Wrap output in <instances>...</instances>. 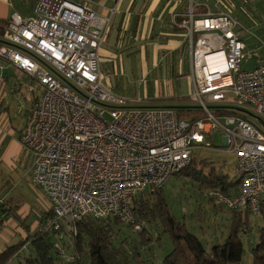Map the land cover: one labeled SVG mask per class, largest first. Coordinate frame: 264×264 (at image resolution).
<instances>
[{
    "label": "built area",
    "instance_id": "2783aa9c",
    "mask_svg": "<svg viewBox=\"0 0 264 264\" xmlns=\"http://www.w3.org/2000/svg\"><path fill=\"white\" fill-rule=\"evenodd\" d=\"M195 9L191 4L184 19L179 12L173 16L176 26L186 28L190 47L191 91L176 106L124 97L105 85L100 48L111 18L87 2L37 0L33 15L11 14L0 63L7 60L42 89L20 135L34 156L31 182L51 204L41 231L63 241L88 216L133 223L135 200L164 188L191 162L194 149H218L210 142L217 130L236 156L240 185L236 193L213 189L208 197L228 210L260 213L264 59L245 67L238 21ZM181 111L199 116L180 117ZM55 247L64 261H74L61 242Z\"/></svg>",
    "mask_w": 264,
    "mask_h": 264
},
{
    "label": "crops",
    "instance_id": "0c3cea01",
    "mask_svg": "<svg viewBox=\"0 0 264 264\" xmlns=\"http://www.w3.org/2000/svg\"><path fill=\"white\" fill-rule=\"evenodd\" d=\"M181 1L83 0L97 13L103 16H110L111 18L105 42L100 48L101 69L105 85L114 90L116 84H118L117 78L122 74L125 60L132 59L131 55L135 54L140 60L145 73L149 71L150 67H155L160 61L169 62L173 71L178 65V79L183 81L185 85L186 83L188 84V89H184L180 97L184 98L190 93L191 77L189 73H184L185 68H183V60L181 58L178 60L179 64L176 63L179 52L186 44L187 34L186 28L176 26L173 20L175 12L181 13L179 19H184L188 11L186 8L179 7L181 6ZM36 2L37 0H0V21L4 20L7 22L13 12H21L20 7L28 3L33 4L34 10ZM0 38L2 39V35ZM41 91L40 85L33 77L16 68L7 60H1L0 214L4 218V222L0 230L5 228L7 235L0 232V253L7 247L30 238L29 233L24 232V228L27 227L33 232H35L36 228L41 230L51 215V204L49 201L47 207L43 205L42 215L34 219L30 225L27 224L31 213L26 199L32 200L29 191H31L30 187L33 186L31 174L34 167V156L31 152L24 150L20 135L27 124L31 109L35 107L38 101ZM144 96L147 97L146 92H144ZM170 98L167 103L154 104L176 106L186 100H182L179 96L178 98ZM235 177L238 179L237 172ZM239 185L233 192L236 193L238 191ZM11 186L15 189L19 188L21 192L12 197ZM8 189L9 191L5 194ZM36 189L39 192L41 191L38 188ZM17 200L18 203H15ZM21 201L24 204L19 209ZM263 207L264 194L261 196V208ZM228 213L226 218H224L227 223L226 234H228L232 223V212L228 211ZM11 214L16 215L18 220ZM8 226L11 229L7 228ZM262 227H258L257 239H254V231L247 233L251 247L258 242L259 231ZM19 231L22 232L20 233L22 234V239L17 243L11 244L14 238H18L17 232ZM215 241L212 240L214 242L213 245L223 242L224 239L219 238L218 241ZM212 242L209 244H212ZM30 246L31 244L28 242L23 250L30 248Z\"/></svg>",
    "mask_w": 264,
    "mask_h": 264
},
{
    "label": "rangeland",
    "instance_id": "374dc122",
    "mask_svg": "<svg viewBox=\"0 0 264 264\" xmlns=\"http://www.w3.org/2000/svg\"><path fill=\"white\" fill-rule=\"evenodd\" d=\"M191 4H194L196 11L202 12L207 7V9L215 13L225 12L230 14L238 21V31L246 43L245 67H251L264 59V0H182L180 3L181 6L179 7L189 10ZM32 5L28 3L25 6H21V13L27 16L33 15L34 10ZM131 58L125 60L122 74L117 78L118 84L114 88L116 94L124 97H142L144 96V92H146L148 101L151 103H167L171 99L170 97L178 98V96L182 100L185 99L180 97V95L184 89H188V84L186 83L185 85L183 81L178 79V65L173 71L169 62L165 63L160 61L155 67H150L149 71L147 70L148 72L145 73L140 60L135 54L131 55ZM179 58L183 60L184 73H189L190 47L187 43L179 52L176 60L178 64ZM257 122L261 124L259 121ZM210 142L218 149H194L192 152L194 158L196 160H206L207 169L212 165L217 167L222 173L227 174L230 178L237 179L235 177L236 156L226 150L223 132L220 130L215 131L214 135L210 138ZM30 188L31 191H29V194L32 200H29V198L26 199L31 213L27 221L29 225L34 219L42 215L41 210L43 211V205L47 207L49 204V199L41 191L39 192L34 185ZM11 189V193L13 192L12 197L21 192L19 188L15 189L13 186H11ZM211 190H201L194 182L179 178L175 175L170 178L164 187V193L169 201L173 214L185 222L189 230L204 241L207 249L212 247L214 243L212 240L218 241L219 238L225 239L227 237L228 234L225 232L227 223L224 218H226L227 214H229L228 211H230L223 205L218 204L215 198L210 199L208 197L207 194ZM8 191L9 189L5 191V194ZM15 203H18V200ZM23 204L24 202L21 201L19 209H21ZM11 215L18 220L16 215ZM129 224L131 223L129 222ZM263 225L264 207L261 208L260 213L250 214L249 223L246 225L245 230L242 231L241 236L245 250L240 264H253L252 247L248 242L249 235L247 233L254 231V239H257L258 227H262ZM136 226L140 227L137 228ZM145 227H147L146 224H135L133 229L128 225V222H124L121 226L116 227L115 232L119 238L117 240L118 246H120L119 242L125 240V243H122V245L125 246L126 251L129 253L134 252V246L138 243L139 238L137 232L143 230ZM7 228L11 229L10 226ZM150 229L154 233L153 235L157 237L159 233L157 226L152 224ZM23 230L27 234L29 233V237L32 239L39 228H36L35 232L27 227ZM0 232L7 235L5 228H2ZM20 233L22 232H17L18 238H14L11 244L17 243L22 239V234ZM48 237L54 243H63L62 239L60 240L52 232H49ZM209 241L212 244H209ZM156 244V254L158 253V257H162L164 252H168L172 248V243L168 235L162 236L161 245L159 243ZM142 250L143 256H152L151 253H144ZM66 252L69 253V250L66 249ZM31 253H34L33 246L18 253L13 257L10 264H25L26 258L31 256Z\"/></svg>",
    "mask_w": 264,
    "mask_h": 264
},
{
    "label": "trees",
    "instance_id": "16d2710c",
    "mask_svg": "<svg viewBox=\"0 0 264 264\" xmlns=\"http://www.w3.org/2000/svg\"><path fill=\"white\" fill-rule=\"evenodd\" d=\"M6 24V21H0V36L4 34ZM2 42L3 39L0 38V45ZM179 116L194 118L199 116V113L181 111ZM175 176L194 182L201 190L219 189L227 194L235 193L234 189L240 184L239 179H231L212 165L207 169L206 160L195 158H192L191 162ZM132 209L135 220L128 225L132 228L135 224L147 226L137 232L139 238L134 246V252L126 251L125 246L122 245L125 240L119 242L120 246L117 244L119 238L115 229L121 226L124 220L95 219L88 216L77 224L76 235L72 238H64L62 243L65 250H69L74 256V261H64L55 243L49 239V231L39 230L32 239L27 238L3 250L0 253V264H10L13 257L21 252L28 242L33 246L34 253L26 258L25 264H240L242 262L245 248L241 234L249 223L248 212L230 210L232 223L227 237L223 242L207 249L205 243L189 230L186 223L173 214L164 188L141 194L135 200ZM3 222L4 218L0 214V227ZM152 224L159 230L157 237L150 229ZM259 234L258 242L251 249L253 264H264V226ZM163 235L169 236L172 248L164 252L162 257H158L156 243L161 245ZM141 250L144 253H151L152 256H143Z\"/></svg>",
    "mask_w": 264,
    "mask_h": 264
}]
</instances>
